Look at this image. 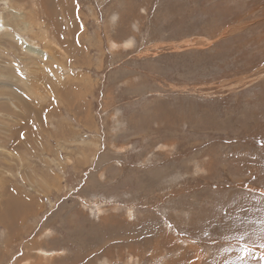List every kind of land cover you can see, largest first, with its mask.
Returning a JSON list of instances; mask_svg holds the SVG:
<instances>
[{"label": "rangeland", "instance_id": "rangeland-1", "mask_svg": "<svg viewBox=\"0 0 264 264\" xmlns=\"http://www.w3.org/2000/svg\"><path fill=\"white\" fill-rule=\"evenodd\" d=\"M0 264H264V0H0Z\"/></svg>", "mask_w": 264, "mask_h": 264}, {"label": "bare ground", "instance_id": "bare-ground-1", "mask_svg": "<svg viewBox=\"0 0 264 264\" xmlns=\"http://www.w3.org/2000/svg\"><path fill=\"white\" fill-rule=\"evenodd\" d=\"M9 10V9H8ZM49 32H51V31H49ZM58 34V33H57ZM52 35H54V34H52ZM56 35V34H55ZM58 39V38H57ZM23 43V42H22ZM24 49H25V51H27L28 53H32L33 55H39V56H41L42 57V55L40 54V53H42V52H37V51H35V50H32V49H35V48H32V49H30V47H28V46H24ZM46 77H47V75H46Z\"/></svg>", "mask_w": 264, "mask_h": 264}]
</instances>
